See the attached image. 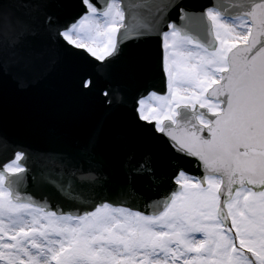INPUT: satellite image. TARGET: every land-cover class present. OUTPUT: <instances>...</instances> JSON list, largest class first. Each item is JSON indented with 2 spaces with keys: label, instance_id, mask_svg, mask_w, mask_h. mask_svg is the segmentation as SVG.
Returning <instances> with one entry per match:
<instances>
[{
  "label": "snow or ice",
  "instance_id": "1",
  "mask_svg": "<svg viewBox=\"0 0 264 264\" xmlns=\"http://www.w3.org/2000/svg\"><path fill=\"white\" fill-rule=\"evenodd\" d=\"M153 34L162 87L142 82L130 111L162 156L122 132L124 179L105 189L95 130L35 169L14 150L0 162V264H264V0H0V75L23 84L79 57L76 90L110 109L123 98L101 78Z\"/></svg>",
  "mask_w": 264,
  "mask_h": 264
},
{
  "label": "water",
  "instance_id": "2",
  "mask_svg": "<svg viewBox=\"0 0 264 264\" xmlns=\"http://www.w3.org/2000/svg\"><path fill=\"white\" fill-rule=\"evenodd\" d=\"M160 53V40L155 34L121 47L120 55L101 78L118 89L123 98L120 104L110 109L104 106L95 91L84 95L76 90L71 69L80 62L79 57L69 58L61 54L43 75L23 84L11 74L0 75V138L7 139V146H0V162L19 149L27 154L28 164L35 169L36 154L49 150L71 151L94 130L102 145L100 184L105 189L124 179L113 166L114 145L122 132H127L133 143L159 159L162 146L132 126L130 108L132 97L142 92L140 85L145 80L154 84L156 90L161 89ZM133 61L143 66L142 73L129 71ZM192 174H200L195 165ZM25 190L30 194L36 192L31 173ZM81 195L88 200L87 191ZM60 202L67 208V202ZM140 207L142 209L143 205Z\"/></svg>",
  "mask_w": 264,
  "mask_h": 264
},
{
  "label": "rangeland",
  "instance_id": "3",
  "mask_svg": "<svg viewBox=\"0 0 264 264\" xmlns=\"http://www.w3.org/2000/svg\"><path fill=\"white\" fill-rule=\"evenodd\" d=\"M152 102H153V99L151 97L146 98V103H152Z\"/></svg>",
  "mask_w": 264,
  "mask_h": 264
}]
</instances>
